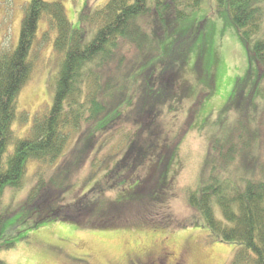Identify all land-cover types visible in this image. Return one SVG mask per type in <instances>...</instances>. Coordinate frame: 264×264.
I'll use <instances>...</instances> for the list:
<instances>
[{"label": "trees", "instance_id": "trees-1", "mask_svg": "<svg viewBox=\"0 0 264 264\" xmlns=\"http://www.w3.org/2000/svg\"><path fill=\"white\" fill-rule=\"evenodd\" d=\"M63 1L31 0L25 9L17 47L0 53V251L23 239L24 232L51 221L77 224L79 220L82 225H88L103 215L109 219L93 225L111 231L120 229L122 217H129L130 212L131 218L134 215L136 218L134 225L142 231L155 233L161 232L156 231L160 229L165 230L163 234L171 231L175 221L165 203L171 198L174 182L170 173L177 162L172 153L168 155L167 138L160 132L158 114L170 104L173 95L188 98L191 87L181 75L185 59L174 64L170 58H161L164 55L160 43L166 37L162 28L172 18L171 10L161 11L159 1L151 9L149 0H110L94 10L86 6L80 28L74 29ZM167 1L178 19L188 16V9H199L202 3V0ZM262 1L229 0V4L233 21L249 45L251 56L264 65ZM44 17L49 20V31H56L53 51L60 56L54 102L49 111L34 116L26 137L17 138L15 122L21 118L19 95L32 77L34 65L30 55ZM86 33L93 38L86 41ZM123 42L132 44L130 54L116 59ZM115 60L118 69L107 78L108 64ZM144 64L148 66L145 72L136 74ZM253 97L254 93L243 105L236 103L230 107L242 114L251 109L257 112ZM116 102L118 107L113 106ZM121 108L132 114L131 122L124 118ZM138 119L142 121L141 136L134 134L135 140L127 143L120 160L107 167L103 177L106 186L113 183L109 188L115 191L114 197H107L100 182L82 191L75 201L65 197L78 170L95 160L99 136L117 125L138 124L135 122ZM225 123L217 122V125L224 124L226 129ZM226 133L221 139L211 135L199 174L200 184L187 194L188 205L198 216L193 225L201 222L214 240L236 244L233 264H264V171L256 173L251 160L247 166H239L237 153L241 145L246 147V142L231 143L230 153L226 154L224 148L229 138ZM246 133L239 137L249 135V130ZM74 135L80 139L79 147L76 144L71 157L64 159ZM62 159L55 175L48 181L39 178L26 203L20 206L24 218L18 222L26 226L3 238L1 231L9 218L1 208L6 191L23 186L30 161L51 166ZM150 242L157 246V241ZM142 259L136 258L131 264Z\"/></svg>", "mask_w": 264, "mask_h": 264}, {"label": "rangeland", "instance_id": "rangeland-1", "mask_svg": "<svg viewBox=\"0 0 264 264\" xmlns=\"http://www.w3.org/2000/svg\"><path fill=\"white\" fill-rule=\"evenodd\" d=\"M30 1L0 0V53L17 47L23 16ZM109 1L65 0L63 4L72 27L79 29L86 6L94 10L104 7ZM158 1L161 3L158 8L161 11L170 9L172 15L168 26L162 28V34H166V37L160 43V51L164 56L159 55L161 58H170L174 64L185 59L181 75L191 87L188 98L173 95L170 104L160 109L158 114L160 132L167 138L168 155L172 153L171 157L174 155L177 162L176 168L170 173L174 182L171 198L165 203L167 212L175 220L171 231L164 234L161 232L165 230L160 229L156 231L161 232L155 233L142 231L134 225L136 218L135 215L131 218L133 214L130 212L129 217H122L124 222L121 228L111 231L95 226L97 222L109 219L103 215L94 218L88 225H82L79 220L77 224L63 220L51 221L24 232L21 240L13 239L16 241L14 246L0 251V264H131L136 258L147 260L151 255H155L156 260L148 259V263L166 264L162 254H159L162 247L170 251L166 253L169 254L165 256L166 261L168 258L170 261L171 255L175 253L185 257V264H233L238 246L214 240L201 222L193 225L198 216L188 205L187 194L200 184L199 174L208 153L211 135H218L221 139L226 133L224 130L228 131L226 134L229 137L225 153H230L231 143L246 142V147L241 145L237 153L239 166L243 168L251 160L256 173L264 171V65L251 56L249 45L233 21L229 0H202L199 9H188V16L181 19L176 17L175 9L166 0H149L150 8L157 7ZM260 6L264 27V1ZM49 28V20L42 18L30 55L34 65L32 77L19 95L18 113H21V118L25 117L24 114L27 116L25 119L18 117L15 122L17 138L26 137L34 116L49 111L54 102L58 74L56 66L60 56L53 51L56 31H49ZM92 38L91 34H85L86 41ZM41 41L44 43L39 44ZM131 49V43L123 42L115 54L116 59L117 56L122 58L130 54ZM159 55L156 57L159 58ZM116 62L108 64L107 78L112 77L110 72L117 71ZM146 66L144 64L136 74L145 72ZM253 93L257 112L251 109L242 114L230 107L236 103L243 105ZM113 106L118 107V103H113ZM121 110L124 118L130 121L132 114L124 108ZM135 122L138 124L117 125L110 132L99 136L95 143L98 153L91 156L95 160L78 170L65 197L75 201L82 191L91 189L99 182L104 185L107 197H114L115 191L109 188L113 183L106 186L103 177L107 167L120 160L127 143L135 140L134 134L141 136L139 127H142V121L138 119ZM217 122H226V129L224 124L219 127ZM247 130L249 135L239 137ZM76 137L72 136L64 159L71 157L76 144L79 147L80 139ZM236 151L234 147L235 155ZM171 157H168L170 161ZM64 159L51 166L30 161L23 186L18 190L6 191L1 208L9 214V218L1 231L3 238L10 237L16 229L19 231L26 226L18 222L24 218L20 206L26 203L38 179L48 181ZM225 166L222 168L225 169ZM176 223L179 225L175 227ZM150 240L157 241V246H153Z\"/></svg>", "mask_w": 264, "mask_h": 264}, {"label": "flooded vegetation", "instance_id": "flooded-vegetation-1", "mask_svg": "<svg viewBox=\"0 0 264 264\" xmlns=\"http://www.w3.org/2000/svg\"><path fill=\"white\" fill-rule=\"evenodd\" d=\"M160 250H162V251L159 254H162V259L165 260L166 264H185V257L183 255H181V254L176 255L175 253H173V255H171V257H170V261H168L169 258L166 261V257L169 256V254H166V253H170V251H166L165 248H162ZM159 254H158V256H159ZM148 259L155 261L156 257H155V255L154 256L151 255V256H148ZM148 259L146 260V258H143L138 264H152V263H148ZM160 259H161V257L159 256V260ZM132 264H133V262H132ZM134 264H136V263L134 262Z\"/></svg>", "mask_w": 264, "mask_h": 264}]
</instances>
